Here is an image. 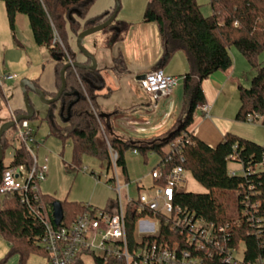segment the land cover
<instances>
[{
    "label": "trees",
    "instance_id": "obj_1",
    "mask_svg": "<svg viewBox=\"0 0 264 264\" xmlns=\"http://www.w3.org/2000/svg\"><path fill=\"white\" fill-rule=\"evenodd\" d=\"M0 1L6 6L11 28L15 30L17 15H25L35 44L46 48L56 61V91L49 95L50 98L56 97L62 87L61 72L64 67L68 63H80L77 67L67 68L66 89L58 102L47 106V114L43 118L53 135L64 143L72 142L74 167L68 166L67 170L80 169L83 156L92 155L102 162L108 175V185L115 181L113 154H117V171L128 182L127 153H138L146 164L151 155H157L160 162L153 170L160 169L164 177L154 181V184L164 185L166 174L177 166L183 167L207 192H178L174 204L193 218H202L217 227L226 228L224 234L227 238L222 237V247L211 248L213 257L205 252H197L205 264H228V250H240V247L243 248L245 260L251 264L264 257V168L259 167L264 161V144L227 132L223 140L212 147L190 132L199 106L207 102L203 82L216 72L233 69L232 48H236L255 71L250 87H238L240 106L235 119L246 123L249 116H259L260 124L264 126V61L261 59L264 55V0H210V15L203 13L198 0H149L144 11V22L158 25L165 55L183 54L188 71L183 82V116L168 133L148 141L125 140L109 132L97 104V97L104 89L101 72L99 68H90L93 64L91 59L79 62L70 44V34L77 37L81 32L107 22L116 13L117 3L113 9L90 18L88 13L97 0ZM119 2L121 4V0ZM128 29L129 24L120 22L117 14L114 22L101 33L107 36L106 45L114 47L124 40ZM116 61L122 64L121 57ZM33 83L39 88L38 83ZM30 101L33 106L31 97ZM33 109L35 114L31 120L39 119L34 106ZM15 114L20 117L27 112L17 110ZM9 131L1 139L4 158L6 151L16 142L14 136L9 137ZM178 139H181L180 143ZM29 160L26 150L19 146L10 166L28 164ZM230 162L241 164L244 174H230ZM6 167L3 159L0 181ZM92 174L97 177L94 172ZM56 201L59 200L42 193L35 208L43 204L52 214ZM60 202L64 211L61 227L72 226L78 217L89 211L90 204L69 200ZM103 209L112 215L118 213L117 198L110 197ZM147 215L155 217L150 212L138 211L135 203L128 204L126 226L133 249L141 246L136 238V229L139 220ZM158 218L159 242L179 244L182 249L194 252L193 246L187 242L188 230L176 232L172 229L170 218ZM45 234L46 228L39 215L22 202L18 193H0V237L9 244L0 263L17 256L19 264H27L32 255H43L49 261L50 254L40 243ZM154 239L149 237L148 241ZM84 254L94 255L98 264H125L115 258L105 261L95 253ZM81 256L73 264H84Z\"/></svg>",
    "mask_w": 264,
    "mask_h": 264
},
{
    "label": "crops",
    "instance_id": "obj_2",
    "mask_svg": "<svg viewBox=\"0 0 264 264\" xmlns=\"http://www.w3.org/2000/svg\"><path fill=\"white\" fill-rule=\"evenodd\" d=\"M121 2L118 19L129 24L124 40L114 47H108L107 36L97 33L85 38L83 45L95 56L103 78L104 89L97 97V104L109 132L125 140L148 141L168 133L183 116V82L188 65L181 53L165 55L158 25L144 22V11L149 0ZM115 5V0H97L88 17L98 16L113 9ZM76 40L77 37L70 34V44L77 53L78 61L85 62L87 58L78 50ZM233 56L235 67L231 71L216 72L203 82L206 105L211 110L209 115H205L198 109L190 127V132L212 147H216L227 132L248 137L243 133L242 122L235 119L240 106L238 87L243 85V79L236 74L239 64L237 57ZM118 57L122 59L120 65L116 61ZM157 68L178 77L179 82L170 95L156 101L143 89L139 78ZM55 69L56 61L51 58L49 51L35 44L27 17L17 15L13 30L6 6L0 4V77L6 74L17 76L15 80L4 81L0 85V127L11 121V110L26 109L24 93L20 87L23 80H29L33 85V82L38 83L37 88L43 90L46 98L50 99L49 95L56 91ZM28 92L37 112L41 109L36 103V96L39 95L31 89ZM159 162L160 157L154 154L146 164L138 153H127V193L136 198L140 191L151 188L155 183L151 172ZM86 255L81 256L84 264ZM0 264H19V258L15 256Z\"/></svg>",
    "mask_w": 264,
    "mask_h": 264
},
{
    "label": "built area",
    "instance_id": "obj_3",
    "mask_svg": "<svg viewBox=\"0 0 264 264\" xmlns=\"http://www.w3.org/2000/svg\"><path fill=\"white\" fill-rule=\"evenodd\" d=\"M16 78L14 74H6L0 77V85L2 86L4 81H13ZM139 82L143 89L157 101L170 95L179 79L166 74L159 68L148 72L144 78L139 79ZM198 109L205 115H209L211 110L206 104L199 106ZM16 120L15 110H11V121L16 122ZM247 121L260 123V117L249 116ZM13 128L16 142L10 152L11 159L13 160L16 156V148L21 146L28 153L30 160L28 164L16 166L7 164L0 181V193H18L22 202L33 208L39 215L46 228V234L40 243L50 254L48 264H73L81 254L96 253V251L101 253L99 256L105 261L115 258L124 261L125 264H205L204 259L197 252H205L213 257L211 248H221L222 237L227 238L224 234L225 227H217L202 218H193L190 213L174 204L176 193L183 192L186 188L187 171L183 167L177 166L166 174L164 185L154 184L151 188L142 190L139 196L134 198L127 193L128 183L121 181L117 171V154H113L115 181L108 186L117 194L119 212L112 215L103 208L88 205L89 211L78 217L72 226H56L52 223L53 213L50 214L43 204L35 208L36 202H40L42 197L40 184L45 181L49 172L48 160L46 159L44 164L39 163L35 145L39 146L40 143L36 141L34 129L29 120L16 122ZM177 142L180 143L181 139ZM259 167L264 168V161ZM231 174L236 175V172ZM151 176L154 181L164 177L160 169L153 170ZM130 203H135L138 211L150 212L155 216L147 215L139 220V235H136V238L141 246L135 249L130 247L126 226V211ZM159 216L170 218L172 229L176 232L188 230L187 242L193 246L195 254L191 250L182 249L179 244L170 245L158 241ZM149 237L155 239L148 241ZM143 241L144 244H142ZM226 263L251 264L245 260L242 247L240 250L229 249ZM253 264H264V257L258 258Z\"/></svg>",
    "mask_w": 264,
    "mask_h": 264
},
{
    "label": "rangeland",
    "instance_id": "obj_4",
    "mask_svg": "<svg viewBox=\"0 0 264 264\" xmlns=\"http://www.w3.org/2000/svg\"><path fill=\"white\" fill-rule=\"evenodd\" d=\"M198 2L202 5V11L205 15H210L212 13L210 0H198ZM0 4L3 5L2 1H0ZM98 35L102 36L103 34L100 32ZM231 53L237 57L239 64L236 69V74L243 79L242 84L244 86L250 87L252 78L255 76V71L252 70L248 61L236 48H232ZM261 59L264 61V55ZM15 62L18 61L16 60ZM36 98V103L43 110L39 108L40 110L37 111L39 119L30 121L31 127L34 129L36 141L40 143L39 146L35 145V150L38 153L40 164L46 163V157L49 161V172L45 181L40 184L42 193L51 195L61 201L74 200L79 203H89L98 208H104L106 206V201L111 196L116 197L117 194L106 184L108 175L103 168L102 162L92 155H85L82 158L80 169L67 170L66 167L68 166L74 167L72 142L67 141L64 143L60 138L51 133L47 122L43 120L47 114V105L41 101L39 96H36ZM241 125L243 133L248 136L245 138L259 142L261 145L264 144L263 125L260 123L253 124L248 122H242ZM13 136L14 130L11 129L9 131V137ZM11 149H8L5 153L4 163L6 165L12 160L10 156ZM85 167L88 168V171L83 170ZM228 170L230 174L231 172H236L238 175L244 174L243 166L238 163L230 162ZM93 172L97 177L92 174ZM120 178L123 182L122 175ZM186 181V192H207V189L199 183L190 172H186ZM139 226L140 222L137 226V236L139 235ZM8 246L9 244L7 241L0 237V260L7 253ZM95 254L98 256L101 255L99 251H96ZM47 261V258L43 255H32L27 264H47ZM84 262L85 264H98L92 254H87Z\"/></svg>",
    "mask_w": 264,
    "mask_h": 264
},
{
    "label": "water",
    "instance_id": "obj_5",
    "mask_svg": "<svg viewBox=\"0 0 264 264\" xmlns=\"http://www.w3.org/2000/svg\"><path fill=\"white\" fill-rule=\"evenodd\" d=\"M117 3V8H116V13L104 24L93 28V29H89V30H85L83 32H81L78 36H77V40H76V44H77V48L78 50L88 59L92 60V66L90 68L92 69H97L98 68V63L97 60L95 58V56L93 54H91L83 45V40L89 36H92L94 34L100 33L102 32L104 29L108 28L116 19L117 14L119 13L120 9H121V4L119 2V0H115ZM80 63H68L64 69L61 72V79H62V87L60 88V90L58 91L56 97L54 98H46L45 93L43 90L38 89L35 85H33L29 80H23L20 83V87L21 90L24 93V97H25V106H26V112L27 114L24 116H20L17 117L16 122L22 121V120H31L35 114V111L33 109V106L31 104L30 101V96H29V92L28 89H31L33 92L37 93L41 99V101L49 106L55 102H58L59 99L61 98V96L63 95L65 89H66V79H65V73L67 68L69 67H77L79 66ZM145 75L141 76L139 79L144 78ZM14 121H9L7 123H5L4 125H2L0 127V165L3 163V159H4V154L1 148V139L2 136L7 133L9 130H11L15 123ZM53 217H54V223L56 226H60L61 223L63 222L64 219V211H63V207L60 201H56L53 203Z\"/></svg>",
    "mask_w": 264,
    "mask_h": 264
}]
</instances>
